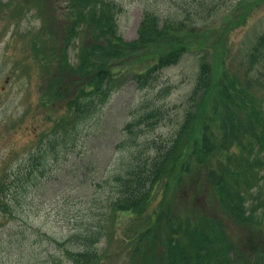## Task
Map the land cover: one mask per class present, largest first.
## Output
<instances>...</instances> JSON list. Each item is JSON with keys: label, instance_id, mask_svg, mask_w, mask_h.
I'll return each instance as SVG.
<instances>
[{"label": "trees", "instance_id": "trees-1", "mask_svg": "<svg viewBox=\"0 0 264 264\" xmlns=\"http://www.w3.org/2000/svg\"><path fill=\"white\" fill-rule=\"evenodd\" d=\"M205 3L184 2L175 17L147 10L137 38L123 41L116 19L121 7L114 1L35 0L42 22L36 32L52 40L47 45L36 42L33 49L48 80L40 90L43 97L53 98L47 111L57 112L58 118L44 134L46 145L41 140L43 146L30 157L28 170L11 180L12 191H24L43 174L45 156L68 147L79 126L106 104L118 81L112 64L116 59L168 43L146 73L138 74L142 82L179 63L189 50L182 35L193 36L198 31L195 19L211 17L217 6ZM69 46L74 60L67 55ZM247 58L240 76L220 60L202 61L183 118L173 123L170 135L152 134L167 114L158 106L123 126L115 146L122 156L110 176L113 193L107 212L69 238L76 250L64 253L72 264H102L95 244L113 227L121 230L107 241L120 245L117 254L129 259L124 264H235L240 245L233 229L253 230L240 243L252 246L253 263L264 264L258 243H264V32ZM5 185H0L1 209L11 212L5 203L11 186Z\"/></svg>", "mask_w": 264, "mask_h": 264}, {"label": "rangeland", "instance_id": "rangeland-1", "mask_svg": "<svg viewBox=\"0 0 264 264\" xmlns=\"http://www.w3.org/2000/svg\"><path fill=\"white\" fill-rule=\"evenodd\" d=\"M24 1L0 0V185L6 184L5 188L11 180L15 181L16 175L28 170L30 157L46 145L44 134L58 118L57 112L47 111V104L53 98L43 97L41 90L48 80L44 79L33 52L36 42L47 45L52 40L49 35L38 36L36 32L42 22L33 6L35 0H28V5ZM111 1L121 7L116 19L123 41L137 38V28L145 11L162 18L175 17L181 12V4L192 2ZM206 2L209 3L206 6L211 3L217 6L209 18H204L208 7H203L204 19H195L194 27L198 31L191 37L182 35L181 42L189 50L179 63L151 73L150 79L142 82L138 74L146 73L152 59L169 47L168 43L116 59L112 64L118 81L106 104L79 126L68 147L55 149L57 153L45 156L43 174H37L24 191L13 192L15 184L10 185L5 203L11 205V212L1 209L0 204V264H72L64 253L67 249L76 250L69 238L83 233L90 223L100 218V213L106 210L107 198L113 193L109 182L121 160V151L120 156L115 146L123 126L140 112L158 106L167 114L152 134L170 135L173 123L183 118L202 61L220 60L227 70L239 76L245 71L247 54L264 32V0ZM7 3L10 7L5 6ZM240 15L243 20H239ZM67 51L69 60H74L71 46ZM53 136L56 139L57 135ZM41 140L43 144L39 146ZM111 229L109 236L113 238L121 230L120 227ZM232 231L233 239L240 245L235 264H255L252 246L245 248L240 243V239L247 241L253 230ZM108 237L95 244L101 263L129 262L127 256L117 254L120 245L108 242ZM258 243L264 250V243ZM251 244L255 245L253 239Z\"/></svg>", "mask_w": 264, "mask_h": 264}]
</instances>
